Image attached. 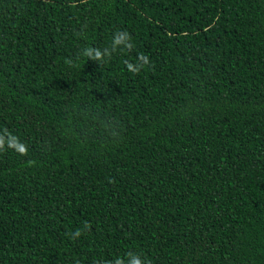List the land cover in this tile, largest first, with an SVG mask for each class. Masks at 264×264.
<instances>
[{
  "label": "trees",
  "instance_id": "1",
  "mask_svg": "<svg viewBox=\"0 0 264 264\" xmlns=\"http://www.w3.org/2000/svg\"><path fill=\"white\" fill-rule=\"evenodd\" d=\"M0 135V264H264V0H0Z\"/></svg>",
  "mask_w": 264,
  "mask_h": 264
},
{
  "label": "clouds",
  "instance_id": "2",
  "mask_svg": "<svg viewBox=\"0 0 264 264\" xmlns=\"http://www.w3.org/2000/svg\"><path fill=\"white\" fill-rule=\"evenodd\" d=\"M132 37L127 30L117 31L112 39L111 45L103 49L99 47L88 46L81 50V54L86 56L88 59L98 61L100 64L106 62L107 59H111L113 53L117 52L118 49L124 48L131 50L133 48ZM127 70L131 73L138 74L142 68L150 64L148 56L140 53L135 63L128 60L124 61ZM7 144L8 148H13L18 152L26 153V147L19 141L18 137L10 136L6 141L3 135H0V151L5 149ZM89 224L86 222L82 229H77L75 232L70 233V237L75 239L78 238L82 231L89 229ZM127 261L123 257H117L114 261H105L104 264H150L146 259H142L140 254L128 252Z\"/></svg>",
  "mask_w": 264,
  "mask_h": 264
}]
</instances>
